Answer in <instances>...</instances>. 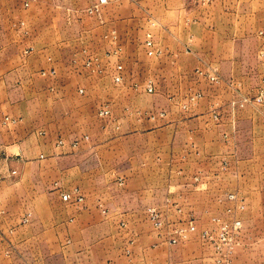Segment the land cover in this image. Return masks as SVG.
<instances>
[{
  "label": "crops",
  "instance_id": "1",
  "mask_svg": "<svg viewBox=\"0 0 264 264\" xmlns=\"http://www.w3.org/2000/svg\"><path fill=\"white\" fill-rule=\"evenodd\" d=\"M80 4L79 0H0V121L6 116L18 120L15 125H0V248L10 249L26 263L34 259L29 254L20 255L21 249L42 243L58 249L59 264H147L145 257H134L139 252L145 256L158 245H168L144 221L143 212L149 206L159 207L166 197L178 198L169 195L180 188L167 181V176L173 177L174 166L169 167L161 152L166 150L176 158L180 146L175 142L142 148L129 144L132 138L149 132L145 126L148 122L124 114L126 130L96 129L86 140L80 138L76 147H60L51 140L52 119H44L57 107L70 120L80 117L84 110L80 100L47 96L41 90L45 83L37 75L49 67L41 57L57 55L60 50L49 41L58 34L66 8ZM254 5L261 6L258 0H215L210 6H201L197 0H109L97 18L100 21L89 32L99 39L100 30L114 31L124 54L137 25L147 27L152 21L159 25L154 34L162 53L154 59L156 73H175V78L163 75L166 79L159 86L203 89V98L188 110L185 119L168 129L171 136L186 134L188 145H194L192 152L199 154L190 155L191 162L186 165L190 181L195 176L200 180L196 187L188 188L187 198L191 200L208 195L222 178V172H218L219 177L211 173L215 170L211 157L225 152L224 143L230 142L219 144L218 136H237L244 122L251 121L252 128L261 116L258 110L232 109L230 103L236 98L228 88L246 83L259 87L264 64L244 69L240 51L211 46L212 40L236 43L251 34L255 23L250 20L262 19L259 9L252 10ZM246 8L249 12H244ZM22 20L28 25V34L23 36L11 27ZM29 46L33 51L23 55ZM205 64L217 68L222 79L218 85L205 84L195 77L193 72ZM93 88L100 91L97 86ZM212 136L217 137L211 140ZM119 139L126 144H117ZM234 181L233 192L242 197V179L238 176ZM70 187L80 189L84 198L81 204L62 201L61 193ZM225 188L224 182L216 194L233 193L230 187ZM259 195L258 189L252 192L255 199ZM26 216L27 223L21 224ZM242 246L236 249L233 264L239 263L249 242ZM250 247L253 250L254 244ZM129 248L130 256L126 255ZM195 257L192 263L204 264L205 254Z\"/></svg>",
  "mask_w": 264,
  "mask_h": 264
},
{
  "label": "rangeland",
  "instance_id": "2",
  "mask_svg": "<svg viewBox=\"0 0 264 264\" xmlns=\"http://www.w3.org/2000/svg\"><path fill=\"white\" fill-rule=\"evenodd\" d=\"M197 1L201 6H210L215 0L209 3H203L202 0ZM258 1L261 6L254 5L252 10L259 9L261 16L259 19L262 18L263 20L256 18L250 20V23H255L253 25L255 27L254 31L251 34L236 41V43L233 41L222 42L221 40L211 41L212 47L233 48L240 51L238 52L239 59L244 69H251L257 64H264V0ZM94 2L95 0H79L80 6H75L74 9L70 8V6L66 8L63 23L58 28V34L51 37L49 41L52 47L58 46L60 48L58 54L51 53L43 56L41 54V58L49 65L48 68L37 72V75L45 83L41 88L42 92H47V96L48 94H56L58 97L67 96L71 101L80 100L84 107L81 116L76 117L75 120H73V117V121L70 120V117L66 119V116L60 112L59 107L56 108L53 114L49 113V115H46L44 119H52V126L55 127V130L52 127L51 140L60 147L65 144L71 146L72 143L78 142L80 138L84 139L85 136L89 138L91 132L96 129L126 130L128 123L124 114L143 118L148 122L145 126L149 132L137 135L132 138L129 144L142 148L154 143L171 146L175 142L176 145L180 146L179 149L181 150L177 152L178 156L176 158L171 157V154L167 153L166 150L161 152L163 159L170 163L169 167L170 165L174 166L172 170L173 177L167 176V181L179 184L180 188L176 194L173 191L169 195H178V198H173V200L183 210L182 214H175L172 212L173 210L168 211L167 221L177 223L182 219L190 218L195 222L197 231L186 242L176 247H168L170 246L168 244V246L158 245L157 248H151L148 252H145V256H143L144 253L139 252L134 258L145 257L147 264H194L192 260L196 258L195 256L205 254V258H203L205 259L204 264H211V251L201 238L202 232L216 229V226L211 222L212 218H218L225 223H231L234 218H238L242 221L243 226L240 236V247L242 244L244 245V242H249V248L248 246L244 248L247 252L241 254L238 264H264V77L260 79L259 87L246 83L236 89L228 88L232 97L236 98L230 103L232 109L238 111L245 109L244 111L248 112H251V110L257 112L258 110L261 116L252 124V128L251 124H249L251 121H247L249 123L244 122V125L240 126V133L237 136L230 139L224 135L218 136L220 138L219 144L228 140L230 144L224 143L225 152L211 157L213 160L211 165L215 168L211 173L215 177H219V173H223L222 178L217 181L219 188L225 182V189L230 187L233 192L234 179L240 176L242 184L239 187L241 188L242 197H239L244 200L245 208L248 205V209L232 215L228 214L226 210L230 207V204L223 199V195L228 192L216 194L218 187L203 198L197 195L192 201L187 198L188 188L196 187L199 182L197 184L194 183V177H191L192 180L190 181L191 175L188 173L186 165L191 162L189 161L190 155L199 154L198 151L192 152L194 145H188L190 139L186 134L180 133L177 136H171L168 129L173 124H176L177 120L185 119L188 110L203 98V89L193 90L194 88L185 86L176 89L159 86V83L166 79L163 75L167 74L168 78H175V73L171 71L162 74L156 73L154 59L159 58L162 53L159 41L154 34L155 30H158V28H154L159 27V25L152 21L147 27L137 25L139 28L137 27L135 33L132 34L130 45L127 47L126 52L128 54L126 52L123 54L125 50L122 43L117 40L114 31H105L103 29L99 31V39H96V34L92 37L89 32L91 28L95 27L97 21H100L97 18L101 16L104 9L98 15L86 14L85 10ZM249 10H251L250 7ZM244 12L249 11L246 8ZM18 23H23V25L17 27L11 25V27L20 35H27L28 25L23 20ZM147 34L151 35V39L158 51L155 57H148L144 53V42ZM112 36L116 37L115 44L107 40V38L111 39ZM108 46L109 50H107ZM115 46L121 48V53L112 54ZM31 50L33 51V48L29 46L25 51L29 52ZM24 52L22 54L26 56ZM94 59H97V61L93 62ZM91 61L93 64L87 67L86 64ZM116 64H121L123 67V80L118 85L112 81ZM51 71H55V73L50 75ZM42 72H46V75L43 76ZM193 73L197 79L211 86L218 85L222 80L217 68L206 64L202 65L200 69H196ZM212 74L217 77L214 82H210ZM185 77L188 79L187 75ZM148 82L154 88L151 94L145 92V85ZM96 86L99 87L100 91H96V88H93ZM80 89L83 90L81 94H79ZM60 91L63 93L61 94ZM101 106L109 107V117L100 118L98 116L97 110ZM213 118L216 119L217 115L214 114ZM17 122V119L6 116L0 121V125L4 127L15 125ZM153 131H158L157 135L148 134ZM215 137L217 136H212L211 140H214ZM59 142L63 144L60 145ZM117 144L125 145L126 143L119 139ZM207 157V160H209L210 156ZM220 164L221 170L219 168ZM217 167L219 168L218 171ZM75 188L79 189L78 187H70L65 192H71ZM256 189L261 195L255 199L252 196V192L256 191ZM163 202L164 200L158 205L160 208H163ZM190 202H194V204L192 203L193 207ZM145 220H147L146 216ZM155 235L157 236L156 233ZM250 244H254L253 250ZM28 254L34 259V262L26 263L18 254L12 255L10 249L0 248V264H59L58 249L54 247L46 248L42 243H35L30 248L23 247L21 249L20 255L27 257ZM126 255H132L131 248L126 251ZM136 264H139V261H136ZM200 264H203V262Z\"/></svg>",
  "mask_w": 264,
  "mask_h": 264
},
{
  "label": "built area",
  "instance_id": "3",
  "mask_svg": "<svg viewBox=\"0 0 264 264\" xmlns=\"http://www.w3.org/2000/svg\"><path fill=\"white\" fill-rule=\"evenodd\" d=\"M203 3H209L213 0H202ZM108 0H95V2L89 6L85 13L88 15H98L101 13V10L108 4ZM27 7V3L24 5ZM23 23L13 24V27L22 26ZM116 37L112 36L111 41L115 44ZM145 54L148 57H155L158 54L156 50L155 44L151 39V35L147 34L145 42H144ZM24 53H28L25 51ZM121 53V48L115 46L113 51V55H117ZM97 59H94L93 62H96ZM93 62H89L86 64L87 67L91 66ZM123 67L121 64H116L115 73L112 76V81L114 84H121L123 80L122 75ZM99 72V71H98ZM55 71H51L50 75H53ZM43 76L46 75V72L41 73ZM216 75L212 74L210 76V82H214L216 80ZM153 86L151 83H147L145 85V92L151 94L153 92ZM79 93H83V90H79ZM98 116L100 118H107L110 116V110L107 106H103L98 111ZM7 121V119H6ZM5 123V122H4ZM87 137H84L86 140ZM62 145V142H59ZM78 145V142H74L71 144L72 147ZM194 183H198L199 177L196 176L193 179ZM119 185H122V180L119 179ZM224 201L230 204V207L226 210V212L230 215L236 212H242L245 209L244 200L239 197L236 193H225L223 195ZM62 201L66 203L72 204H81L84 200L81 195L79 189L75 188L71 192L61 193ZM232 206V207H231ZM173 210V211H172ZM172 211L175 214H182V208L173 200V198L166 197L163 202V208L156 206H149L144 209V214L149 221L153 231L160 237L161 242H164L170 246H176L181 243L186 242L189 237L196 233L197 228L195 222L190 218H185L180 220L177 223H170L167 221V212ZM28 221V216L24 217L21 220V224H26ZM211 222L216 226L214 231H203L201 234V238L204 244L211 251V264H233V258L235 255V251L240 247V236L242 231V221L238 218H234L231 223L221 222L218 218H212Z\"/></svg>",
  "mask_w": 264,
  "mask_h": 264
}]
</instances>
